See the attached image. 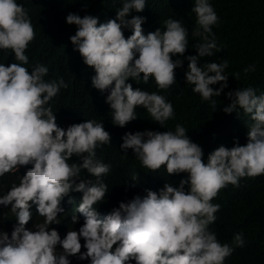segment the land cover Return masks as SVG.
<instances>
[{
    "label": "clouds",
    "instance_id": "obj_1",
    "mask_svg": "<svg viewBox=\"0 0 264 264\" xmlns=\"http://www.w3.org/2000/svg\"><path fill=\"white\" fill-rule=\"evenodd\" d=\"M192 10L194 33L173 19L161 32L148 0H0V180L11 181L0 205L13 225L10 236L0 231V264H70L68 256L90 264H224L231 255L208 230L220 207L210 201L228 183L264 174V94L226 93L231 102L222 111L239 106L253 123L244 145H220L207 163L179 124L175 132L110 136L107 123L89 116L85 97L105 101L116 126L135 120L136 106L163 125L173 107L147 92L152 77L160 89L175 82L182 61L172 57L183 56L193 34L204 40L198 56L219 51L209 38L213 7L196 0ZM42 42L48 52L38 55ZM70 53L86 72L84 96L63 94ZM186 59V82L204 100L227 87V61L202 68L197 55ZM177 174L186 178L170 185ZM32 222L35 230L27 229ZM234 244L243 247L242 233Z\"/></svg>",
    "mask_w": 264,
    "mask_h": 264
},
{
    "label": "trees",
    "instance_id": "obj_2",
    "mask_svg": "<svg viewBox=\"0 0 264 264\" xmlns=\"http://www.w3.org/2000/svg\"><path fill=\"white\" fill-rule=\"evenodd\" d=\"M207 2L218 17L217 23L211 26L212 35L209 38L214 39L219 51L214 48L212 55L198 56L197 48L204 40L201 36L193 34L191 45L183 56L177 54L172 57L173 60L182 61V66L175 69V82L167 89H160L152 77L153 90L147 92L164 96L166 102H170L173 107V116L163 125L156 122L146 108L136 106L134 112L137 118L127 123L125 127L116 126L110 106L108 105L106 110L105 101L101 98L85 95L91 102L89 116L94 117L97 122L107 123L104 129L110 136H119L120 129L133 133L145 130L175 132L176 125L179 124L184 127L185 135L201 146L204 163H207L208 154L220 145L231 148L234 142L240 145L247 142V131L253 123L250 115L239 106L227 114L222 109L231 102L226 96L229 91L252 87L256 95L264 94V0H207ZM148 3L156 10V14L149 20L154 22L161 32L166 30L165 21L168 19L179 21L187 33L195 31L193 28L197 25V17L192 9L196 0H148ZM145 26L152 29L150 25ZM48 45V42H42L36 53L46 54ZM56 51V48L50 50ZM69 55L70 57L65 59L66 69L63 73L67 90L63 94L74 89L75 93L84 96L86 72L79 57L71 53ZM189 55H197L198 66L202 68L208 63L223 64L227 61V67L222 72L227 76V87L219 96L204 100L199 93L193 92L194 85L187 83L184 76L188 70L186 57ZM26 69L30 73L27 67ZM144 87L151 88L145 84ZM210 87L219 88L220 83ZM212 101H215V107ZM76 159L80 161L79 156H76ZM187 175L185 173L186 177ZM186 177L174 175L169 184L173 185L174 181L178 183ZM3 182L4 180H0V195L8 191L6 185L11 181L6 180V185ZM159 182L162 183V180ZM188 190L186 185L185 191ZM210 203L218 204L220 207L214 213L215 221L207 226L208 230L215 234L218 242L227 243L234 249L223 263L264 264V174L239 178L238 186L228 183L218 190ZM2 207L4 206L0 205V231H5L10 236L13 225L8 211ZM36 225V222H32L27 229L35 230ZM236 233H242L244 236L243 247L234 244ZM80 243L81 252L86 251L83 247V237H80ZM61 253L62 249L57 251L58 255ZM68 259L70 264H90L88 259L81 260L78 256H68Z\"/></svg>",
    "mask_w": 264,
    "mask_h": 264
}]
</instances>
